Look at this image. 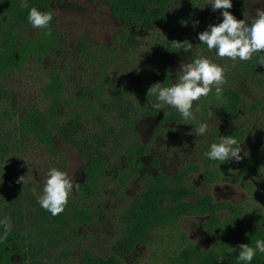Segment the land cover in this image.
I'll return each instance as SVG.
<instances>
[{
	"label": "trees",
	"instance_id": "1",
	"mask_svg": "<svg viewBox=\"0 0 264 264\" xmlns=\"http://www.w3.org/2000/svg\"><path fill=\"white\" fill-rule=\"evenodd\" d=\"M106 1L112 13L122 20L121 29L110 42L81 37L69 55L56 27L52 0H0V76L22 70L31 62L42 64L46 58L53 60L45 69V81L40 87L44 104L32 103L18 114V142L29 140L45 147L55 156V168L64 172L66 158L61 148L55 146V138L76 144L86 156L85 178L76 183L79 190H73L64 212L52 216L41 208L37 196L42 192L29 198L31 206L22 218L25 229L13 231L0 241V264H45V261L48 264L54 261L57 250L65 256L68 254L65 245L81 235V224L110 216L109 205L103 198L116 196V234L123 226V218L143 203V199L153 204L151 214L157 218L159 213L173 211L174 195H183L181 191L198 201L205 196L213 198L210 191H200L190 175L199 171L208 181L240 179L237 173L243 160L220 163L204 155L223 136H232L240 142L246 135L256 133L259 141L248 149L252 159L264 147V127L260 126L264 123L260 119L264 118V66L258 63L264 53L254 54L246 62H233L218 58L215 50L209 52L198 40L199 32L222 21L220 10L213 11L206 0ZM243 2L232 0L233 6L228 9L237 19H242ZM32 7L52 13L51 35H45L49 29L30 25L27 16ZM150 36L154 37L155 48L152 56L146 58L140 51ZM173 40L193 44L192 60L204 56L225 69L227 82L222 86V97L217 99L213 88L209 96L199 100V107L193 104L195 119L190 121L182 119L176 109L168 106L155 110L153 104L157 98L147 94L151 86L167 87L174 82L171 76L157 79L154 75L155 68L167 67L165 51ZM216 104L234 120L236 129L225 133L210 128L208 141L199 142L203 146L200 164H184L173 176L139 174L137 161L149 151L137 128L142 116L159 113L162 117L159 128L171 123L190 130L207 123ZM134 181L141 185L128 195L126 189ZM159 185L164 188L162 191ZM250 198L254 199L252 194ZM120 202L123 203L120 205ZM254 206L253 212H247L245 203L224 200L215 201L207 212L197 210L199 205L184 210L172 227L179 225V218L184 214L208 213L206 225L219 233V237L209 247L194 244L185 235L178 245L172 239L166 243L160 264H249L238 259L239 245L248 243L254 247L256 240H264V210L256 202ZM139 240L146 247L155 241ZM135 242L127 248L110 247L96 260L85 258L84 252L88 251L83 249L80 260L85 259L81 264H129L128 256L132 255ZM191 250L194 254H189ZM250 264H264V253L257 252Z\"/></svg>",
	"mask_w": 264,
	"mask_h": 264
},
{
	"label": "rangeland",
	"instance_id": "2",
	"mask_svg": "<svg viewBox=\"0 0 264 264\" xmlns=\"http://www.w3.org/2000/svg\"><path fill=\"white\" fill-rule=\"evenodd\" d=\"M243 3L245 10L242 19H250L255 15L257 8L264 9V0H259L257 3H253V0H244ZM51 6L56 18V27L62 35L65 50L69 55L75 51L76 42L81 37L87 36L97 41L110 42L122 27V20L112 13L106 0H52ZM160 33L157 34L160 35ZM153 38L150 36L144 47L142 45L140 54L146 58L152 56V50L155 48ZM191 52V50L187 53L183 50L173 51L170 47L165 51L168 65L155 68V77L165 79L171 76L175 82L180 63L192 60ZM52 62L53 60L49 58H46L42 64L31 62L22 70L0 76V219L5 216L11 219L14 225L11 232L25 229L22 218L25 210L31 206L29 198L42 192L46 173L50 168L55 167V156L45 147L29 143V140L21 139L18 142V114L32 103L44 104L40 87L45 81V69ZM242 84L245 83L242 82ZM262 87L264 88V83ZM258 91L263 90L258 89ZM194 103L200 106L199 101ZM211 111L207 117L208 130L203 135L196 134L197 127L186 130L181 126L165 123L159 128L162 124V117L159 113L142 116L137 121V128L142 140L148 143L149 151L137 161L139 174L165 173L173 176L184 164H200L203 160V146L199 142L208 141L210 128L215 127L225 133H231L236 129L234 120L221 105L216 104ZM260 119L264 122V118ZM260 126L264 127V123ZM201 138L205 139L201 140ZM258 141L256 133H250L240 141L241 161L244 162L237 176L243 179L242 181L229 177V179L218 180L217 183L207 184L201 172L191 173L190 180L193 183L196 182L200 190L210 191L216 198L205 196L198 201L181 191L183 195L178 193L174 195L173 207L175 208L172 209L173 211L159 213L157 218L151 214L153 204L143 199V203H139L123 218V226L117 234L116 196L103 198L104 203L109 205L110 216L96 217L89 223L81 224V235L75 238L70 245H65L68 254L62 256L61 251L57 250L54 252V261L48 264H74L78 261V264H81L87 257L96 260L106 249L110 247L113 249L116 246L119 249L127 248L136 240L133 253L128 256L129 264H160L166 243L172 242V239L173 244L178 245L185 235L190 242L203 245L201 241L205 240L207 243L212 238V235L206 234L205 229L200 227V224L206 223L210 218L208 213H205L207 216L199 217H191L199 213L184 214L179 218V225L172 227L184 210L199 205L197 210L207 212L215 201L230 200L245 203L247 212L254 211L256 202L263 211L264 147L255 158L252 159L248 155V149ZM55 146L61 148L66 158V173L69 177L74 179L75 184L83 181L85 178L84 158L86 157L84 150L60 137L55 138ZM20 176H25L24 183L17 182ZM140 185L138 182H131L126 193L128 195L135 193ZM159 188L160 191L164 189L161 185ZM33 189H35V194ZM250 194L254 199L250 198ZM178 211L181 212L177 213ZM222 214L224 212L220 213L224 216ZM171 228H174V231ZM2 231L3 229L0 228V232ZM201 234H205L206 237L201 238ZM141 238L155 241L146 247L145 243L139 240ZM83 249H87L88 252H84L85 258L81 261ZM189 254H194V251L191 250ZM16 258L21 260L19 256Z\"/></svg>",
	"mask_w": 264,
	"mask_h": 264
},
{
	"label": "clouds",
	"instance_id": "3",
	"mask_svg": "<svg viewBox=\"0 0 264 264\" xmlns=\"http://www.w3.org/2000/svg\"><path fill=\"white\" fill-rule=\"evenodd\" d=\"M259 0H253L257 3ZM213 11L220 10L222 21L209 25L207 30L198 33L200 43L207 46L209 52L215 50L216 56L220 59H229L233 62H246L251 60L254 54L264 53V9L257 8L255 15L249 18L237 19L228 9H231L232 0H208ZM53 19L51 12H42L36 7H32L27 16V20L33 28L49 29ZM198 23V22H195ZM195 26V24H194ZM51 35V31L45 32ZM170 47L173 51L183 50L187 53L192 50L193 44L187 40L171 41ZM258 63L264 66V55ZM225 69L211 59L200 56L190 62H181L177 72L175 82L170 86L161 87L159 84L149 87L147 94L155 95L157 102L153 108L160 111L165 106L176 109L185 121L194 120L192 112L194 102L203 97L209 96L213 88L215 96L220 99L223 95V85L227 82L224 75ZM208 130V124L202 122L195 129L197 135H203ZM241 142L232 136H223L219 143H212L210 150L204 155L213 161L220 163L231 159L239 162L242 157ZM25 176H20L17 182L24 183ZM74 187L79 190V185L74 183V179L55 167L50 168L46 173L43 183L42 193L37 196V203L41 208L57 216L64 212L70 195ZM35 194V189H33ZM13 223L7 216L0 219V241L7 238L13 230ZM232 251H236L232 248ZM257 252L264 253V240H256L255 246L248 243L239 245L238 259L250 262ZM45 264L47 262L45 261Z\"/></svg>",
	"mask_w": 264,
	"mask_h": 264
},
{
	"label": "flooded vegetation",
	"instance_id": "4",
	"mask_svg": "<svg viewBox=\"0 0 264 264\" xmlns=\"http://www.w3.org/2000/svg\"><path fill=\"white\" fill-rule=\"evenodd\" d=\"M207 180V179H206ZM213 182H215V183H217V181H208L207 180V184H211V183H213ZM196 186H198V184L195 182L194 183ZM199 189V188H198ZM200 190V189H199ZM200 191H202V192H207V191H204V190H200ZM213 195V197H215L214 196V194H212ZM216 198V197H215ZM199 216H207L205 213H202V214H196V215H191V217H199ZM200 227H202V228H204L205 229V233L206 234H210V235H212V238L210 239V240H208L207 241V243L205 242V240L204 241H201L200 243L201 244H203L204 245V247H209V246H211L213 243H215V241L217 240V238L219 237V233H217L213 228H211V227H209L208 225H206V223L204 222V223H202V224H200ZM201 228V229H202ZM200 237L201 238H203V237H206V235L205 234H201L200 235ZM203 245H201V246H203Z\"/></svg>",
	"mask_w": 264,
	"mask_h": 264
}]
</instances>
